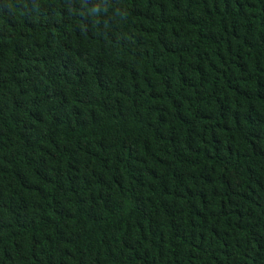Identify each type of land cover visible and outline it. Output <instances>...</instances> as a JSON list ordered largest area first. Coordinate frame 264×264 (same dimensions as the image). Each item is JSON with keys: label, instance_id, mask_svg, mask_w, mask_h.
<instances>
[{"label": "trees", "instance_id": "trees-1", "mask_svg": "<svg viewBox=\"0 0 264 264\" xmlns=\"http://www.w3.org/2000/svg\"><path fill=\"white\" fill-rule=\"evenodd\" d=\"M0 264H264V0H0Z\"/></svg>", "mask_w": 264, "mask_h": 264}]
</instances>
